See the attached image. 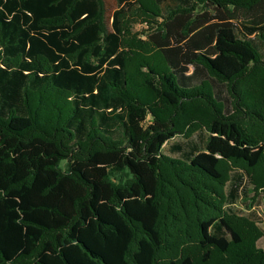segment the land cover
<instances>
[{
    "label": "trees",
    "instance_id": "obj_1",
    "mask_svg": "<svg viewBox=\"0 0 264 264\" xmlns=\"http://www.w3.org/2000/svg\"><path fill=\"white\" fill-rule=\"evenodd\" d=\"M262 47L264 0H0V264H264Z\"/></svg>",
    "mask_w": 264,
    "mask_h": 264
},
{
    "label": "rangeland",
    "instance_id": "obj_2",
    "mask_svg": "<svg viewBox=\"0 0 264 264\" xmlns=\"http://www.w3.org/2000/svg\"><path fill=\"white\" fill-rule=\"evenodd\" d=\"M106 5L108 8H110V11L115 7V0H105ZM139 27H136V30H138ZM264 51V47H262ZM206 133L204 131H198L196 132L191 138L188 140L177 136L175 137L174 142H179L182 144V146L185 147L186 142H191L194 145V151L198 152L203 149V144L206 138ZM169 145H166L163 149V153L166 155H170L168 152ZM186 148V147H185ZM176 156H180L179 154H176ZM246 197V198H243ZM253 195L246 196L242 194V198L238 200V202L235 205H231L228 207V209L232 210L234 213H237L239 215L248 216L252 220L258 222L259 226L264 229L263 221H264V210L261 204V200L259 198H253ZM258 246L260 248L264 249V235L259 240Z\"/></svg>",
    "mask_w": 264,
    "mask_h": 264
},
{
    "label": "crops",
    "instance_id": "obj_3",
    "mask_svg": "<svg viewBox=\"0 0 264 264\" xmlns=\"http://www.w3.org/2000/svg\"><path fill=\"white\" fill-rule=\"evenodd\" d=\"M207 137V136H206ZM206 139V138H205ZM188 140V139H187ZM175 141V138H173L172 140H170L169 142H167V144L166 145H169V147H168V152L170 153V155L169 156H172V157H176V155H175V153L176 154H178L179 152H181V149L182 148H184L185 149V147L186 148H188V151H191L192 149H193V147H194V144H192L191 142H186V144H185V147L184 146H182V144H180L179 142H174ZM205 142V141H204ZM165 145V146H166ZM188 151L186 150V151H183L182 152V154H186V153H188ZM235 178H237V179H239L240 177H241V174H235V176H234ZM234 180V179H233ZM244 181V180H243ZM234 189L235 188V184L233 183V181H232V183H231V186H230V189ZM228 189H229V187H228ZM239 199H241V198H238V199H236L235 200V203H232L231 201L228 203V207H230L231 205H235L237 202H238V200ZM231 203V204H230ZM232 211V210H231Z\"/></svg>",
    "mask_w": 264,
    "mask_h": 264
}]
</instances>
